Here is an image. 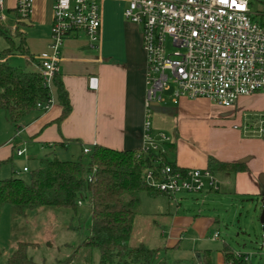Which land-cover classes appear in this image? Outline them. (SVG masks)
<instances>
[{
	"label": "crops",
	"instance_id": "1",
	"mask_svg": "<svg viewBox=\"0 0 264 264\" xmlns=\"http://www.w3.org/2000/svg\"><path fill=\"white\" fill-rule=\"evenodd\" d=\"M254 1L260 5L256 14L264 17V0ZM54 3L55 0H35L30 17L19 28L26 37L30 56L36 61L42 53L49 51ZM16 4L17 0H4L7 21L12 17L16 19ZM100 5L98 41L91 45L84 33L75 32L65 39L60 51L57 76L69 96L71 111L68 117L57 121L62 107L54 91V104L49 111L33 113L17 127L12 126L0 111V176H5L0 179L10 178L13 173H18L16 171L25 173L23 170L30 161L36 160L35 157L42 159L51 149L68 151L71 157L80 153L72 160L76 161L85 156V149L93 150L97 146L120 152H139L143 147L147 66L142 30L125 18L127 0H101ZM30 56L23 58L29 61ZM35 65L31 64L30 68L35 69ZM93 78L97 80L95 89L89 86V80ZM168 96L169 100L165 99L153 109V134L171 132L172 137L163 147L170 163L184 170H204L211 157L221 163L242 164L246 171H216L213 174L214 188L207 185L192 201L180 199L176 205L161 196L168 209H174L172 212L168 210L167 214L170 223L165 248L180 249L181 243L187 241L200 246V250H194L200 264H234L226 261L225 249L234 257L240 254L248 258V262L241 258L245 263L264 264V225L260 220L261 235L255 242L248 235L249 230L242 232L244 228H239L242 236L250 240L249 252L232 248L221 237V229L229 233V225L235 224L234 219L240 224L241 210L244 212L245 206L249 209L247 212L253 208L256 212L264 209V140L234 128L241 123L242 112H260L264 108V97L242 99L233 109H224L204 99L182 98L178 105H174L170 94ZM204 104L216 110L214 117L222 120L223 126L212 135L181 137L173 128L179 114H185L180 108ZM19 150L25 151L20 157L17 156ZM199 207L208 214L197 209ZM215 233L219 237L213 240ZM219 242V246L207 247Z\"/></svg>",
	"mask_w": 264,
	"mask_h": 264
},
{
	"label": "built area",
	"instance_id": "2",
	"mask_svg": "<svg viewBox=\"0 0 264 264\" xmlns=\"http://www.w3.org/2000/svg\"><path fill=\"white\" fill-rule=\"evenodd\" d=\"M34 1L17 0L18 20H28ZM127 1L124 16L141 27L147 66L146 116L139 154H153L155 159L143 178L149 187L178 205V195H198L207 185L214 188V177L208 169L184 170L162 164L163 147L170 139L164 133L153 134V109L165 102V94H170L174 105L182 98L204 99L224 109H233L242 99L264 97V17L252 12V0ZM100 3L55 0L49 51L39 56L40 74L48 89L53 90L60 51L70 34L84 33L91 45L98 41ZM0 21L7 23L4 0H0ZM89 86L95 89L97 80L90 79ZM53 104L52 94L37 108L47 112ZM240 121L235 129L264 140V108L242 112ZM90 152L84 150L85 155ZM24 153L19 150L17 156ZM218 237L215 233L212 238ZM236 258L248 262L240 254Z\"/></svg>",
	"mask_w": 264,
	"mask_h": 264
},
{
	"label": "trees",
	"instance_id": "3",
	"mask_svg": "<svg viewBox=\"0 0 264 264\" xmlns=\"http://www.w3.org/2000/svg\"><path fill=\"white\" fill-rule=\"evenodd\" d=\"M14 14L16 25L19 22L24 26L25 21L18 20L16 10ZM20 26L12 29L0 21V37L9 44L0 52V111L12 126L17 127L33 113H45L37 105L50 100L54 91L62 107L57 120L61 122L71 111L68 93L58 76L54 79V90L44 86L40 63L30 56ZM13 38L19 39L18 46L14 45ZM15 56H30L26 65L30 68L31 64H36V68L25 70L12 66L11 58ZM85 156L76 161H60L56 158V151L51 149L40 159L38 168L30 173L28 182L16 173L10 178L0 179V224L2 212L8 206L23 220L41 209H58L71 214L70 220L74 222L85 217L82 206L87 204L89 234L69 258L58 264H75L84 250H98V264H167L166 258L160 260L159 256L170 249H151L142 243L132 246L130 242L142 195L149 198L165 196L149 187L143 178L144 172L153 168L155 155L97 146ZM161 158L163 165L175 167L165 155ZM207 169L212 174L216 171H246L242 164L221 163L211 157ZM69 228L80 231L82 227L75 228L71 224ZM37 247L35 244L18 243L7 257L6 264H38L29 255V250ZM2 254L0 252V257ZM224 254L227 262L248 264L232 256L228 249Z\"/></svg>",
	"mask_w": 264,
	"mask_h": 264
},
{
	"label": "rangeland",
	"instance_id": "4",
	"mask_svg": "<svg viewBox=\"0 0 264 264\" xmlns=\"http://www.w3.org/2000/svg\"><path fill=\"white\" fill-rule=\"evenodd\" d=\"M259 9V3L253 0L252 12L256 13ZM5 15H8L7 10ZM5 24L13 28L15 27L16 19H14V17L9 18ZM20 25L21 23L18 22L16 27ZM13 42L15 46L19 45L18 38H13ZM8 45L7 41L0 37V52L6 49ZM11 64L16 68L25 70L31 69L27 67L26 61L21 56L12 57ZM168 97V94H165L166 100H169ZM168 107L173 110L178 109L172 106ZM180 109L183 110L185 114H179L180 116L176 119V122H174L173 128L178 131L181 137L185 135L192 136L195 134L201 136L204 133L212 135V133H216L221 126H223L221 123L222 120L214 117L216 110H214L213 107L204 104L191 105ZM151 124L153 127L154 118L151 120ZM165 133L169 138L172 137L171 132L166 131ZM49 152L50 150L48 153ZM69 154L68 151L61 149L56 152V158L60 161H72L77 159L80 153H77V155L75 154L76 156L74 155L73 157ZM39 158L41 157H35L36 160L30 161L26 165L29 173L16 171L19 173L16 174L28 182L30 173L39 166ZM20 168L22 169V166H20ZM0 178H5V176L1 175ZM195 196L196 195L183 194L178 195L177 199L192 201ZM165 202L166 200L161 197L149 198L146 194L142 195L133 236L130 241L132 246L142 243L151 249L165 248L166 242L169 238L167 228L170 223L167 214L168 210H170V212L174 210L172 207H169L168 209L167 202ZM197 209L203 210L202 207ZM244 209V212L241 210V213L243 214L241 215V219L239 218L241 220L240 224L234 219L235 224L229 225V233L227 230L221 229V237L222 240L227 241L232 248L240 250L241 252H249L252 245L249 238L245 239V237L242 236V232H245V229L249 230L248 235L251 236L252 241L255 242L256 238H259L261 235L259 220L262 212L259 210L256 212L254 211V208L250 212H247L249 209L246 206ZM203 211L208 214L207 210L204 209ZM82 212L85 217L82 219H76L74 222H71L70 220L72 217L71 214L58 209H41L31 213L27 219L23 220L16 216L15 210L12 207L8 206L4 208L0 224V252L3 253L0 257V264H6L7 256L15 250V245L21 242L38 245L36 249L29 250L30 257H32L38 264H58V262L66 260L89 234L87 218L89 207L87 204H83ZM228 217L230 218L231 215ZM71 224L75 226V228L78 226L82 228L80 231L72 230L69 228ZM239 228L244 229L242 232H239ZM238 233H240V236L237 237ZM228 234H230L231 237L233 235L232 239ZM219 244L220 242L216 245L208 244L207 247L219 246ZM196 248L197 251L201 249L198 244L196 245L193 242L185 241L184 243H181L180 249H170L166 253L161 252L159 259L166 258L167 264H200L197 257L198 253H195L194 251ZM99 258L100 255L98 250H84L75 264H98Z\"/></svg>",
	"mask_w": 264,
	"mask_h": 264
},
{
	"label": "water",
	"instance_id": "5",
	"mask_svg": "<svg viewBox=\"0 0 264 264\" xmlns=\"http://www.w3.org/2000/svg\"><path fill=\"white\" fill-rule=\"evenodd\" d=\"M260 223H261L262 225H264V209H263L262 214H261ZM198 258H199V257H198Z\"/></svg>",
	"mask_w": 264,
	"mask_h": 264
}]
</instances>
